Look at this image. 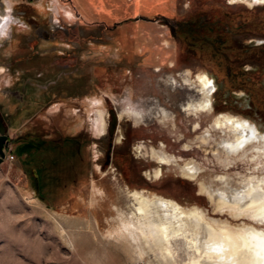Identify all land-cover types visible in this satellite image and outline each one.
I'll list each match as a JSON object with an SVG mask.
<instances>
[{
	"label": "rangeland",
	"instance_id": "1",
	"mask_svg": "<svg viewBox=\"0 0 264 264\" xmlns=\"http://www.w3.org/2000/svg\"><path fill=\"white\" fill-rule=\"evenodd\" d=\"M0 18V135L8 136L0 158V264H157L130 238L128 248L117 227L118 212L129 218L133 210L129 190L198 207L230 227L264 229L215 210L200 192V180L218 187L216 176L247 170L240 162L224 169L195 144L197 118L179 107L178 78L209 73L222 84L213 114L249 117L264 130V75L245 72L260 81L230 86L220 63L226 53L264 71V44L243 51L249 40L264 41V4L0 0ZM217 38L227 39L224 47ZM161 108L172 117L161 120ZM210 117L200 116L196 130ZM157 150L177 163L160 165ZM186 161L200 166L197 179L181 176ZM174 247L185 262V241Z\"/></svg>",
	"mask_w": 264,
	"mask_h": 264
},
{
	"label": "bare ground",
	"instance_id": "2",
	"mask_svg": "<svg viewBox=\"0 0 264 264\" xmlns=\"http://www.w3.org/2000/svg\"><path fill=\"white\" fill-rule=\"evenodd\" d=\"M244 1L249 5L264 4V0ZM178 78L182 80L181 92L185 93L179 107L187 116L197 118L191 129L197 134L195 144L205 154L211 152L224 169L240 162L247 170L245 174L238 172L235 179L228 177V173L215 175L218 187L200 180V192L207 195L215 210H227L233 218L243 216L264 222V130L249 117L230 112L213 114L214 93L219 86L209 73L201 72L195 77L186 73ZM240 94L237 96L241 97ZM160 113L161 120L172 117L166 108H161ZM132 114L135 122H139L137 113ZM200 116H211L202 132L198 131ZM185 146L186 150L190 149ZM158 152L153 156L160 165L176 162L173 156L162 150ZM178 167L181 176L198 178L200 166L196 162L186 161ZM159 173L161 170H155L153 174ZM129 192L131 216L122 217L118 212L117 227L127 247L133 248L130 238L138 246L140 255L152 252L157 264H264V229L243 223L242 227H230L226 221L209 218L198 207L186 208L170 197L142 190ZM178 239H183L189 248L182 263L176 260L174 246Z\"/></svg>",
	"mask_w": 264,
	"mask_h": 264
},
{
	"label": "flooded vegetation",
	"instance_id": "3",
	"mask_svg": "<svg viewBox=\"0 0 264 264\" xmlns=\"http://www.w3.org/2000/svg\"><path fill=\"white\" fill-rule=\"evenodd\" d=\"M226 41H227V39H220V38L216 39V42H217V44L220 45L219 46L220 48L225 46ZM259 44H264V41L257 43V41L254 39L249 40L248 43L243 44L244 53H249L250 48L257 46ZM221 56L222 57L220 59V63L224 67L225 81L227 83H229L230 86L241 85V83L243 84L246 82H249L251 84H255V83H258L260 81V80H253L250 77H244L243 74L245 72H250V73H254L257 75H261V76L264 75V71L259 70V68H255V66H250V65L246 64L245 61H239L240 60L239 57H235V60H236L235 61L232 56L230 57L226 53L225 54L222 53ZM261 76H259V78ZM263 84H264V82H263ZM219 85H220L219 87L221 88L222 84H219ZM228 93L226 92L224 94L225 98L228 97ZM240 95H243V93H241ZM244 97H246V96H244ZM246 99H247L248 104H250L251 99L248 98V96L246 97Z\"/></svg>",
	"mask_w": 264,
	"mask_h": 264
},
{
	"label": "water",
	"instance_id": "4",
	"mask_svg": "<svg viewBox=\"0 0 264 264\" xmlns=\"http://www.w3.org/2000/svg\"><path fill=\"white\" fill-rule=\"evenodd\" d=\"M114 124H115V118H114V115L112 114V120H111L110 128H109V134L110 135L113 132ZM7 140H8V136L7 135H5V134H1L0 135V158L4 157L3 147H4L5 143L7 142Z\"/></svg>",
	"mask_w": 264,
	"mask_h": 264
},
{
	"label": "built area",
	"instance_id": "5",
	"mask_svg": "<svg viewBox=\"0 0 264 264\" xmlns=\"http://www.w3.org/2000/svg\"><path fill=\"white\" fill-rule=\"evenodd\" d=\"M10 158H12V156Z\"/></svg>",
	"mask_w": 264,
	"mask_h": 264
}]
</instances>
